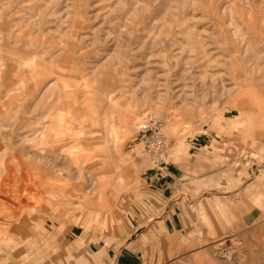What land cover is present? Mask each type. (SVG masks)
Listing matches in <instances>:
<instances>
[{
    "label": "rangeland",
    "instance_id": "rangeland-1",
    "mask_svg": "<svg viewBox=\"0 0 264 264\" xmlns=\"http://www.w3.org/2000/svg\"><path fill=\"white\" fill-rule=\"evenodd\" d=\"M147 112L166 164L193 168L164 264H264V0H0L1 154L46 172L0 165L21 196L0 203V264H90L88 242L122 240L157 170L136 132ZM19 208L21 231L5 216Z\"/></svg>",
    "mask_w": 264,
    "mask_h": 264
},
{
    "label": "crops",
    "instance_id": "crops-1",
    "mask_svg": "<svg viewBox=\"0 0 264 264\" xmlns=\"http://www.w3.org/2000/svg\"><path fill=\"white\" fill-rule=\"evenodd\" d=\"M24 121L25 119L22 120V122ZM10 132L11 130H3L0 134V140L7 139L10 143ZM6 145L9 146L7 143ZM2 152L0 146V164H3L1 168L7 169L12 163L16 164L14 154L23 163L18 182L26 177V169L29 170L28 176H43L32 172L38 166H42L41 163H38L36 156L21 159L18 153L5 156L1 154ZM192 170L191 166L181 163L179 159L170 160L159 171L147 169L141 188L143 189V200L141 205L135 206L129 214V223L126 232L121 235L122 240L120 242L112 240L106 243L88 242L84 249L86 254L81 256L92 257L93 260L90 264L166 263L171 255V237L181 232L187 225L184 204L191 197L184 186L189 184ZM4 193V198L1 199L0 197V203L3 205H9L10 201L14 200L21 201L19 192ZM9 210H7L8 214L5 216L16 217L17 230H24L26 227L23 215L24 209L11 210V213ZM64 236L68 248H73L70 249L72 253H78L75 249H82V247L77 248L80 233L77 232L75 227L69 228Z\"/></svg>",
    "mask_w": 264,
    "mask_h": 264
},
{
    "label": "built area",
    "instance_id": "built-area-1",
    "mask_svg": "<svg viewBox=\"0 0 264 264\" xmlns=\"http://www.w3.org/2000/svg\"><path fill=\"white\" fill-rule=\"evenodd\" d=\"M136 132L141 153L147 156L154 169L160 170L167 161L166 136L162 120L156 113L147 112L137 122Z\"/></svg>",
    "mask_w": 264,
    "mask_h": 264
},
{
    "label": "bare ground",
    "instance_id": "bare-ground-1",
    "mask_svg": "<svg viewBox=\"0 0 264 264\" xmlns=\"http://www.w3.org/2000/svg\"><path fill=\"white\" fill-rule=\"evenodd\" d=\"M237 30V29H236ZM238 31V30H237ZM239 35V34H238ZM49 112H50V110H48V111H46L44 114H43V118H45L46 116H48V114H49ZM46 119H47V117H46ZM9 120V119H8ZM19 120V119H18ZM10 121V120H9ZM21 123H23L22 122V119L21 120H19L18 121V123L16 124V125H14V126H12V127H16V128H14L15 130H18V129H20L21 128V126H20V124ZM5 129H6V127L7 126H3ZM6 130H10V127L9 128H7ZM45 130V129H44ZM14 156V158H15V161H16V165L18 166L17 168H13V167H9L8 165V167H7V169L6 170H14V171H16V173H15V175L12 177V178H16V181H18V179H19V174H20V172L22 171V167H23V163L21 162V161H19L18 160V157H17V155L16 154H14L13 155ZM38 158V157H37ZM38 160V159H37ZM38 163L40 164V162H39V160H38ZM0 165H3L2 163L0 164ZM5 165V164H4ZM12 168V169H11ZM47 171V170H46ZM34 172V171H33ZM35 173H38V174H40V175H43L44 176V174L46 173L45 172V168H44V166H38V168L36 169V171H35ZM24 176V175H23ZM11 176H10V173H8V174H5L1 179H0V197H1V199H3L4 198V195H5V193L4 192H7V191H9V186H10V182H11ZM8 181V182H7ZM224 258H225V256H224ZM226 259V258H225ZM227 260V259H226ZM221 262V261H220Z\"/></svg>",
    "mask_w": 264,
    "mask_h": 264
}]
</instances>
